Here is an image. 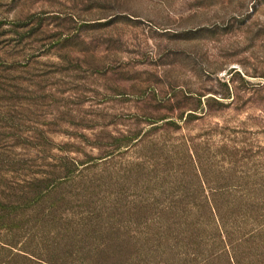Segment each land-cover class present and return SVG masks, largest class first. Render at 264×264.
I'll return each instance as SVG.
<instances>
[{"label": "rangeland", "instance_id": "374dc122", "mask_svg": "<svg viewBox=\"0 0 264 264\" xmlns=\"http://www.w3.org/2000/svg\"><path fill=\"white\" fill-rule=\"evenodd\" d=\"M126 132L131 148L106 156ZM65 155L93 181L78 196L135 244L142 193L176 181L200 192L202 177L250 215L242 231L263 215L264 248V0H0V197L28 213L0 210V239L17 255L37 245L34 183ZM147 250L130 253L157 264ZM256 251L244 263L264 264Z\"/></svg>", "mask_w": 264, "mask_h": 264}, {"label": "trees", "instance_id": "16d2710c", "mask_svg": "<svg viewBox=\"0 0 264 264\" xmlns=\"http://www.w3.org/2000/svg\"><path fill=\"white\" fill-rule=\"evenodd\" d=\"M32 33L30 36L35 30ZM67 41L74 43L70 37ZM162 118L152 120L151 124ZM137 135L126 132L113 137L116 143L111 145L106 156L123 147L130 149ZM65 156L61 168L42 169L33 186L38 226L36 247L25 244L17 255L12 240L0 239L1 250H12L8 259H0L1 264H137L131 249L137 251V247L144 246L147 254L156 256L157 264H221L223 256L228 264H246L244 260L253 261L251 249L257 250L258 255L263 252L261 241H256L261 235L259 227L263 215H254V229L242 231L239 223L250 215L241 207L233 213L226 187L207 191L206 180L202 177L198 178L200 192L186 190L184 183L176 181L159 192L142 193L131 208L138 223L145 219L141 225L134 223L135 227L141 226L136 234H144V241L135 244L131 235H122L125 225L111 222L112 212L108 208L90 209L93 199L88 191L78 196V191H83L93 181L80 175L84 163ZM15 204L10 195L0 197V210L10 222L15 220L16 213L23 219L28 216L25 209L19 210L21 205ZM73 204L87 205V209L76 211ZM249 244L251 247L247 246Z\"/></svg>", "mask_w": 264, "mask_h": 264}]
</instances>
